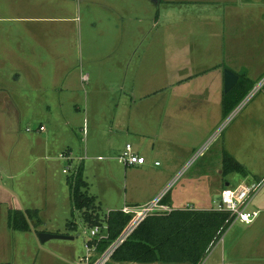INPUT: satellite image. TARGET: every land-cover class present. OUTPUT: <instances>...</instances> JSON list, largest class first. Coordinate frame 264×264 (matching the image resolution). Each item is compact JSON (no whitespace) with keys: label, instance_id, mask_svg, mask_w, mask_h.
Here are the masks:
<instances>
[{"label":"rangeland","instance_id":"rangeland-1","mask_svg":"<svg viewBox=\"0 0 264 264\" xmlns=\"http://www.w3.org/2000/svg\"><path fill=\"white\" fill-rule=\"evenodd\" d=\"M140 1L143 0L135 2L137 6ZM201 1L206 2L192 8L200 9L201 14L182 18L188 14L183 8L174 7L181 3H166L159 8L154 0H144L153 6V19L151 16L144 23L137 19L123 23L114 17L104 18V14L91 18L87 5L72 0L65 7L72 12L73 22L42 21L30 27L40 31H59L63 27L68 36L57 40H4L7 50L0 47V236L9 234V243L6 251L0 250V264L7 260V264H51L52 257L47 253L51 244L72 245L71 251L80 264L86 255L91 226L85 223L82 213L73 210L68 184V178L75 177L80 169L89 184V194L97 199V213L102 220L126 204L145 205L144 186L149 179L158 178L152 174L143 176L118 162L119 153L127 144L134 149L144 145L140 150L145 155L153 150L160 154L150 158L160 162L152 173L163 176L160 183L164 189L176 180L168 195L173 206L174 202L185 206L198 198L215 205L226 183L231 187L241 183L244 177L239 173L221 174L226 153L242 164L251 178L261 175L260 179H264V88L249 98L264 79V46L260 40L252 36L247 47H238L234 42L230 56L242 66H250L253 84L248 92L235 96L236 104L227 115L219 102H212L210 108L202 107L199 114L188 119L180 117L172 110L178 102L167 104L169 98L157 86L142 87L141 66L117 64L122 57H128L120 50H129L131 45L125 41L130 35L139 38L142 32L186 31L192 26L196 33L203 34L201 41L207 42L210 38L205 33L219 30L220 17L224 15L264 14V0ZM232 4L244 6L231 8ZM2 6L0 0V16ZM159 9L170 16L166 26L161 20L157 22L160 26L155 25ZM260 23L250 25L258 29L264 26ZM55 41L59 54L51 49ZM116 46L118 53L113 52ZM239 49L246 53L241 55ZM13 50L26 62H19ZM151 69V73L160 74L161 65L153 63ZM227 70L230 69L223 73ZM255 72L263 74L255 78ZM84 76L89 77L85 83ZM147 95L152 97L145 107L142 102ZM120 121L131 122L130 132L116 130ZM134 125L146 135H136ZM39 126H44L45 131L27 132V128L36 130ZM33 143L41 146L36 154L31 151ZM61 155L69 160L61 159ZM134 177L140 179L137 185L132 181ZM10 209L38 210L43 221L40 231L69 234L74 240H52L44 246L29 233L8 228L5 232ZM70 222H75L77 228L70 229Z\"/></svg>","mask_w":264,"mask_h":264},{"label":"crops","instance_id":"crops-1","mask_svg":"<svg viewBox=\"0 0 264 264\" xmlns=\"http://www.w3.org/2000/svg\"><path fill=\"white\" fill-rule=\"evenodd\" d=\"M84 5L90 8V17L104 14V18L114 17L119 22L132 21L133 19L139 20V22H145L146 18L153 19V6L140 1L139 6L136 5L138 0H80ZM153 1V0H152ZM67 2L72 0H3L2 16H0V47L3 51L7 50V45L4 40L17 39L22 40L23 38H43L49 37L50 39L57 40L59 36L67 35L68 33L63 32V27L59 31H40L31 30L30 27L35 23H41L42 21H55V23H71L73 22L72 12H69L65 7ZM181 3L176 4L174 7L183 8V12L188 14L182 18H194V14H201L200 9L193 10L192 8H198V6L206 1L201 0H158L154 3L161 8L166 3ZM169 7V5H167ZM238 4H232L231 8L242 7ZM187 8V11L184 9ZM53 13L55 16L42 17L40 14ZM169 15L162 14V10L159 9V16L157 17L155 25L160 26L161 22L166 26V19ZM221 18V19H220ZM216 19L221 20V26L219 30L216 28L214 31H207L205 36L210 38L209 41L204 42L202 40L201 33H196L192 30L186 31H173L167 30L166 32H142L139 36H129L128 42L131 46L128 49L120 50V53H125V58L117 63L120 66L129 64L134 67L133 64L141 66V78L140 84L142 87L157 86L158 90L163 95L167 96V104L178 102V105L172 110L180 117L188 119L193 114H199L202 107L210 108L213 102L221 104L223 109L224 99V88H225V69H230L232 72L241 77L250 80L252 83L253 76L250 77V66L245 67L237 63L233 57L230 56L234 48V42L237 41V46H248L249 39L252 36L260 40L264 46V26H251L250 24H264V14L258 15L257 17L250 16L249 14H228L223 17ZM163 20V21H162ZM154 23V21H153ZM163 26V27H164ZM23 27L22 29H18ZM166 28V27H165ZM167 29V28H166ZM18 30V31H17ZM23 30V31H22ZM126 35V34H124ZM72 38V35L71 37ZM68 39V38H67ZM155 40V42H153ZM215 40H217L215 42ZM133 41V42H132ZM124 43V44H125ZM5 47V48H4ZM18 44V48H20ZM123 47V46H121ZM51 49L54 53H58L57 43L52 42ZM11 50V49H10ZM19 51L23 53V49ZM65 54L67 53V46L65 47ZM119 47L116 46L114 53H118ZM239 53L242 55L246 53V50L239 49ZM61 50V55L64 53ZM13 53L15 54L14 50ZM4 54V53H3ZM59 54V53H58ZM108 55L110 53H107ZM19 62H26L23 56L17 55ZM23 55V54H22ZM111 55V54H110ZM153 63L161 65L160 74L151 73ZM151 67V68H150ZM234 67L237 70H233ZM32 70L36 71L35 66H31ZM138 68V67H134ZM263 72V71H262ZM239 73V74H238ZM257 72H255L256 74ZM263 73H257L255 78H258ZM22 74L17 75V80L20 81ZM239 79V81H240ZM152 96H145V100L142 102L146 105V102L151 99ZM187 100V103L185 101ZM173 112V113H174ZM190 112V113H189ZM130 123L124 121L117 122L116 130H124L130 132ZM180 123V122H179ZM178 124L174 123V126ZM133 131L138 136H145V131L134 125ZM38 145V146H37ZM144 145L135 146V152L146 158V163L140 166L128 167L134 169L136 172H140L143 176L152 174L156 180L149 179L145 189L147 195L144 196V204L154 199L163 189L162 181L163 176L155 175L152 173L153 170L160 167L156 166L159 162L150 159L152 155L158 154L152 151V153H143L141 148ZM155 148V145H153ZM31 151L36 154V151H40V143H33ZM125 149V147L120 151ZM102 159V157H99ZM36 160V157H35ZM160 163V162H159ZM223 174V171L221 172ZM261 176V175H260ZM260 176L244 177L241 183H251L260 180ZM138 177H134L132 181L139 182ZM155 181H158L156 183ZM169 180L166 177V182ZM225 182V181H224ZM166 184V183H165ZM225 184L224 188L227 187ZM240 184V183H239ZM238 185V184H237ZM230 186V185H229ZM236 186V185H235ZM139 187V186H138ZM219 191V194L224 189ZM89 192V191H88ZM97 201V199H96ZM213 203H210L206 199H195L192 202L187 203L185 206L182 203L179 205L174 202V206L169 203L168 206L174 209H184L187 206H192L196 210H209L213 207ZM142 203L133 202L128 205L139 206ZM251 211L259 212L258 217L250 224H244L235 222L226 230L227 233L222 239H220L214 247L210 250L208 255L200 264H264V190H261L259 195L256 197L252 206ZM19 210V209H10ZM21 210V209H20ZM118 211V210H116ZM112 212V211H111ZM42 221V220H41ZM42 224L36 229L32 227L30 235L34 236L36 241L39 243L36 234L40 232L62 234L55 231H40ZM70 229L71 227L68 226ZM7 228L13 231L9 224L5 225V232ZM74 227H72L73 229ZM36 234H35V232ZM40 231V232H39ZM17 232V231H16ZM69 235V234H63ZM9 234L5 233L0 236V250L6 251ZM52 241V240H51ZM63 241V240H62ZM49 242V241H48ZM47 242V243H48ZM40 245V243H39ZM46 246V243L44 244ZM50 252H47L52 258L51 264H78L76 257L71 251L72 245H60L51 244ZM103 253L102 251H92V255H98ZM113 261V259H112ZM111 261V262H112ZM7 263H10L8 260ZM110 264V263H109ZM115 264H117L115 262ZM164 264V263H154Z\"/></svg>","mask_w":264,"mask_h":264},{"label":"trees","instance_id":"trees-1","mask_svg":"<svg viewBox=\"0 0 264 264\" xmlns=\"http://www.w3.org/2000/svg\"><path fill=\"white\" fill-rule=\"evenodd\" d=\"M251 84L250 80L241 77L237 85L224 94V114L227 115L234 108L235 96L240 92H248ZM232 173L248 176L245 167L226 153L223 175ZM68 184L71 187L73 210L83 214L85 223L91 227L107 224L109 240L99 244V250L103 252L123 232L131 216L112 211L102 220L97 213L96 197L89 194V184L83 178L82 169L75 177L68 178ZM163 203L169 204L168 196ZM230 223L227 213L211 210L174 209L165 214H152L116 251L113 261L117 264H200L222 238ZM8 224L13 231L31 232L32 227L36 229L42 221L38 210L19 209L9 212ZM68 226L77 228L75 222H70Z\"/></svg>","mask_w":264,"mask_h":264},{"label":"built area","instance_id":"built-area-1","mask_svg":"<svg viewBox=\"0 0 264 264\" xmlns=\"http://www.w3.org/2000/svg\"><path fill=\"white\" fill-rule=\"evenodd\" d=\"M88 76L83 77V82H87ZM264 88V79L254 88L251 98L256 92ZM238 110V109H237ZM232 117V116H231ZM231 119V118H230ZM44 132L45 127L39 126L38 128H27V132ZM61 159L69 160L66 155H61ZM118 162L125 168L144 165L146 163V158L135 152L131 144H127L125 149L118 156ZM160 163L157 162L156 166ZM64 173H67L65 170ZM176 180L171 182L168 187H166L160 194H158L154 199L146 203L145 205L133 206L126 204L121 210L125 215L131 216V220L123 230V232L113 241L111 244L98 255H92V251H99V244L102 241L109 240V232L107 224L95 225L90 227V233H88L90 239L86 242V255L81 259L80 264H109L113 259V255L116 251L129 239L132 233L138 228V226L150 215L152 214H165L172 212L174 208L164 204L165 198L169 195L170 189L173 187ZM264 187V179L254 181L251 183H240L234 187H225L219 198L216 200L215 205L209 210L227 213L229 215V220H231L230 226L235 222H240L244 224L252 223L259 215L257 211H251L250 207L255 201L256 197L259 195L260 191ZM186 210H195L192 206H187ZM229 226V227H230ZM105 230V234H103Z\"/></svg>","mask_w":264,"mask_h":264},{"label":"water","instance_id":"water-1","mask_svg":"<svg viewBox=\"0 0 264 264\" xmlns=\"http://www.w3.org/2000/svg\"><path fill=\"white\" fill-rule=\"evenodd\" d=\"M158 1V0H154ZM239 76L235 74L234 72L227 70L225 72V88L224 91L225 93H229L238 83L239 81ZM229 184H227V187ZM35 232V230H34ZM36 234V232H35ZM37 239L40 243V245H43L47 243L48 241L51 240H63V241H72L74 240V237L69 236V235H61V234H52V233H45V232H40L36 234Z\"/></svg>","mask_w":264,"mask_h":264}]
</instances>
